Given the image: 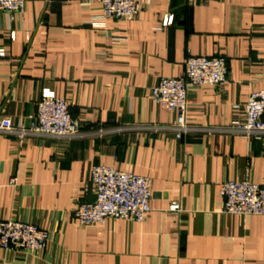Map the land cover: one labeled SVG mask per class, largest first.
<instances>
[{
  "label": "crops",
  "instance_id": "crops-1",
  "mask_svg": "<svg viewBox=\"0 0 264 264\" xmlns=\"http://www.w3.org/2000/svg\"><path fill=\"white\" fill-rule=\"evenodd\" d=\"M82 1L27 0L14 22L0 12V122L28 126L52 90L90 133L22 141L0 133V220L49 233L37 254L0 249V264H264V216L225 214L220 196L228 181L264 186V139L205 131L178 139L169 129L176 114L151 99L162 78H185L188 56L223 57L227 82L191 87L187 122L223 129L240 119L264 90V0H141L134 20L105 27L92 24L100 6ZM124 126L149 128L95 134ZM94 166L150 178L145 222L78 223L76 209L95 201Z\"/></svg>",
  "mask_w": 264,
  "mask_h": 264
},
{
  "label": "built area",
  "instance_id": "built-area-1",
  "mask_svg": "<svg viewBox=\"0 0 264 264\" xmlns=\"http://www.w3.org/2000/svg\"><path fill=\"white\" fill-rule=\"evenodd\" d=\"M27 0H0V12L10 22L20 18ZM141 0H83L85 7L99 5L102 15L93 20L97 27H105L106 21L134 20L140 13ZM174 16H165L164 26L173 23ZM16 32L10 33L15 40ZM7 57L5 49L0 58ZM228 62L223 57L188 56L185 62V78H162L151 89L152 101L162 110L176 114L169 129L178 139L198 131L223 132L245 139H264V90L250 95L240 119L223 129L197 128L187 122L189 112L188 92L191 87L219 86L228 80ZM239 108V107H238ZM147 126H124L99 129L95 134L103 137L128 130L148 129ZM0 133L13 135L20 141L26 138H52L78 140L90 135L82 123L70 112L69 103L52 90H44L37 103V112L28 126L13 124L10 119L0 122ZM91 181L95 187V201L81 204L75 217L81 226L103 224L106 219L145 222L151 207V180L130 172L108 166H94ZM222 212L239 216H264V186L250 181H228L221 185ZM171 212H180V205L170 206ZM49 233L31 223L16 219L0 220V249L12 252L37 254L46 248Z\"/></svg>",
  "mask_w": 264,
  "mask_h": 264
}]
</instances>
